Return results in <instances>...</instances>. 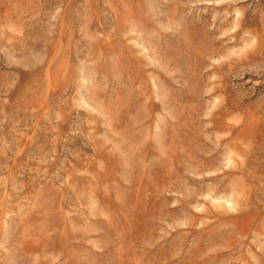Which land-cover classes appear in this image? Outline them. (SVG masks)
<instances>
[{
	"label": "rangeland",
	"instance_id": "obj_1",
	"mask_svg": "<svg viewBox=\"0 0 264 264\" xmlns=\"http://www.w3.org/2000/svg\"><path fill=\"white\" fill-rule=\"evenodd\" d=\"M0 264H264V0H0Z\"/></svg>",
	"mask_w": 264,
	"mask_h": 264
}]
</instances>
